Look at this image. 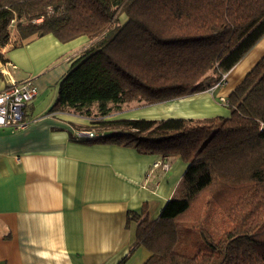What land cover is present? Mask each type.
<instances>
[{
	"label": "trees",
	"instance_id": "16d2710c",
	"mask_svg": "<svg viewBox=\"0 0 264 264\" xmlns=\"http://www.w3.org/2000/svg\"><path fill=\"white\" fill-rule=\"evenodd\" d=\"M13 22L21 41L90 39L44 115L90 119L97 135L83 142L188 162L157 218L146 205L128 212L136 240L118 264L140 246L151 253L143 264H264V55L227 97V116L107 119L132 101L164 103L221 83L264 36V0H0V47ZM212 208L229 228L210 226Z\"/></svg>",
	"mask_w": 264,
	"mask_h": 264
},
{
	"label": "crops",
	"instance_id": "0c3cea01",
	"mask_svg": "<svg viewBox=\"0 0 264 264\" xmlns=\"http://www.w3.org/2000/svg\"><path fill=\"white\" fill-rule=\"evenodd\" d=\"M89 42L86 35L62 42L53 34L21 41L15 31L2 47L0 61L16 64L17 79L32 78L39 93L25 110L24 128H0V264H118L136 240L137 223L127 222L128 212L141 213L146 205L150 219L157 218L187 169L179 156L161 159L130 146L79 140L77 133L92 125L84 116L44 115L70 57ZM263 55L264 36L223 84L150 107L132 103L107 119L227 116L220 97ZM6 86L0 72V91ZM150 255L140 246L124 264H143Z\"/></svg>",
	"mask_w": 264,
	"mask_h": 264
},
{
	"label": "built area",
	"instance_id": "2783aa9c",
	"mask_svg": "<svg viewBox=\"0 0 264 264\" xmlns=\"http://www.w3.org/2000/svg\"><path fill=\"white\" fill-rule=\"evenodd\" d=\"M0 47V54H2ZM0 72L5 76L7 86L0 91V128L12 126L16 129L24 128L26 123L25 110L28 104L38 95V88L32 78L18 80L16 72L18 66L10 61H0ZM224 76L219 86L225 82ZM220 101L227 104L228 98L220 97ZM97 134L92 130L77 133V138H91Z\"/></svg>",
	"mask_w": 264,
	"mask_h": 264
},
{
	"label": "rangeland",
	"instance_id": "374dc122",
	"mask_svg": "<svg viewBox=\"0 0 264 264\" xmlns=\"http://www.w3.org/2000/svg\"><path fill=\"white\" fill-rule=\"evenodd\" d=\"M126 19V15H121V20H125ZM15 31H17L16 30V22H13V24H12V26H11V36H12V34L15 32ZM132 103H134V104H138V102L137 101H132V102H130V103H126V104H124V107L126 108V107H129L130 106V104H132ZM154 105H157V104H152V105H147V106H144V107H150V106H154ZM228 108V107H227ZM93 110H94V112L95 111H97V107L95 106L94 108H93ZM229 113H230V111H229ZM148 115H150V114H148ZM150 116H155V115H150ZM225 116V115H224ZM139 118H144V119H167V118H163V117H157V118H146V117H139ZM172 118V117H171ZM211 224H210V226L213 228V229H216V228H218V229H220V232L221 231H224L223 229H226V228H229V223H228V221L226 220V218L224 217V215H222L221 213H220V211L218 210V209H215V208H212V210H211Z\"/></svg>",
	"mask_w": 264,
	"mask_h": 264
},
{
	"label": "bare ground",
	"instance_id": "6f19581e",
	"mask_svg": "<svg viewBox=\"0 0 264 264\" xmlns=\"http://www.w3.org/2000/svg\"><path fill=\"white\" fill-rule=\"evenodd\" d=\"M227 77V76H226ZM215 91V90H214ZM158 163V162H157ZM169 164V163H168ZM166 166V165H165ZM188 167V166H187Z\"/></svg>",
	"mask_w": 264,
	"mask_h": 264
}]
</instances>
